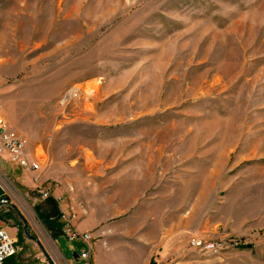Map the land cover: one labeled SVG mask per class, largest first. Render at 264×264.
<instances>
[{
  "label": "rangeland",
  "instance_id": "rangeland-1",
  "mask_svg": "<svg viewBox=\"0 0 264 264\" xmlns=\"http://www.w3.org/2000/svg\"><path fill=\"white\" fill-rule=\"evenodd\" d=\"M0 114L49 155L0 157L5 264H43L52 199L90 264H264V0H0Z\"/></svg>",
  "mask_w": 264,
  "mask_h": 264
},
{
  "label": "built area",
  "instance_id": "built-area-1",
  "mask_svg": "<svg viewBox=\"0 0 264 264\" xmlns=\"http://www.w3.org/2000/svg\"><path fill=\"white\" fill-rule=\"evenodd\" d=\"M95 93L94 88H87L75 84L67 88V94H62L60 101L69 103L72 100L88 99ZM0 157L8 162L19 165L23 170L35 172L42 169L43 165L48 162L49 155L45 148L40 144L34 147L32 152L28 151L25 138L12 129L7 120L0 114ZM38 191L42 198L51 197V192L38 185ZM5 201V199H3ZM57 200V199H56ZM58 202V200H57ZM62 235L68 241H78L81 243L79 251L74 250L73 260L76 264H90L92 259V247L94 235L91 231H81L75 223V216L69 214L66 210L61 209ZM197 246L206 247L209 250H216L217 244L208 242L203 244L201 240H194ZM45 247L43 264H70L65 257L56 238ZM23 250L18 239L12 236L6 229L0 228V264H5L7 257L15 255Z\"/></svg>",
  "mask_w": 264,
  "mask_h": 264
},
{
  "label": "trees",
  "instance_id": "trees-1",
  "mask_svg": "<svg viewBox=\"0 0 264 264\" xmlns=\"http://www.w3.org/2000/svg\"><path fill=\"white\" fill-rule=\"evenodd\" d=\"M49 198H52V197H49ZM49 198H47V199H49ZM52 200L54 202V205H53V210H51V211H47V210H45V208L43 209V206H41V205H37V207L35 206V209H36V211H37L39 216H40V212L41 211L45 212V213H48L51 216H58V215L61 216V211H60V208H58L59 206H58L57 200H54V199H52ZM6 213L0 214V218L2 217L1 215H3L4 217H7V216L10 217L13 214V212H10V211L6 212ZM49 229L52 232L54 237H57V236L62 234V224H59V225L54 226V227H51Z\"/></svg>",
  "mask_w": 264,
  "mask_h": 264
},
{
  "label": "crops",
  "instance_id": "crops-1",
  "mask_svg": "<svg viewBox=\"0 0 264 264\" xmlns=\"http://www.w3.org/2000/svg\"><path fill=\"white\" fill-rule=\"evenodd\" d=\"M0 208H1V206H0ZM39 218L42 220V222L43 223H45V225L47 226V228H51V227H54V226H56L55 224H54V222L53 221H51L50 219V223H46L44 220H43V218L41 217V216H39ZM51 219H52V217H51ZM60 224H62L63 225V222H62V219H61V217H60ZM75 223H76V226H77V228L79 229V230H81V231H87L90 227H88V226H86V224L84 223V222H78V221H75ZM16 226V225H15ZM17 228V227H16ZM12 236H15L17 239H18V236L17 235H15V234H12ZM56 238V237H55ZM19 240V239H18ZM24 252V251H23ZM22 252V253H23ZM26 255H27V253H26ZM33 257V256H32ZM20 258H21V260H22V264H27V262L31 259V257L30 256H28L27 255V257H26V259H24L23 260V258H22V256L20 255ZM96 261H97V251H96V253H95V263H96Z\"/></svg>",
  "mask_w": 264,
  "mask_h": 264
},
{
  "label": "bare ground",
  "instance_id": "bare-ground-1",
  "mask_svg": "<svg viewBox=\"0 0 264 264\" xmlns=\"http://www.w3.org/2000/svg\"><path fill=\"white\" fill-rule=\"evenodd\" d=\"M0 180L7 186V188L8 189H10L12 192H13V190H12V188L9 186V184L7 183V181L4 179V178H2V176L0 175ZM21 201V200H20ZM22 202V201H21ZM22 205H23V207L27 210V208H26V206L24 205V203L22 202ZM28 211V210H27ZM30 214V213H29ZM90 263H91V261H90Z\"/></svg>",
  "mask_w": 264,
  "mask_h": 264
}]
</instances>
